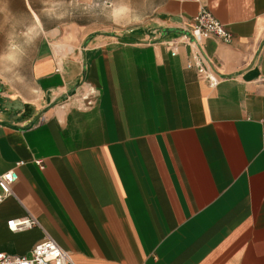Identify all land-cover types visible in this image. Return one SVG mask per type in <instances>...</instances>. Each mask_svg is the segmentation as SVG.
<instances>
[{"label":"crops","instance_id":"crops-1","mask_svg":"<svg viewBox=\"0 0 264 264\" xmlns=\"http://www.w3.org/2000/svg\"><path fill=\"white\" fill-rule=\"evenodd\" d=\"M131 4L139 23L0 0V51L39 32L26 86L0 84V175L19 176L0 253L29 257L49 235L74 264H264V0ZM201 9L233 35L201 44L216 86L188 69ZM30 216L39 226L9 229Z\"/></svg>","mask_w":264,"mask_h":264},{"label":"built area","instance_id":"built-area-1","mask_svg":"<svg viewBox=\"0 0 264 264\" xmlns=\"http://www.w3.org/2000/svg\"><path fill=\"white\" fill-rule=\"evenodd\" d=\"M193 41L190 45L196 52L197 62L189 63L188 69H195L200 80L212 86L220 83V80L212 74L209 62L202 54L201 44L204 40L215 38L224 45L233 43V35L222 25L209 11L201 9L193 20L191 29ZM23 163H18L21 167ZM18 174L13 171L0 175V203L5 199L14 196L13 186L18 181ZM39 226L36 219L28 217L20 220H13L8 223L10 230L14 232L27 231ZM0 264H74L70 254L49 235L45 240L37 244L29 257H16L0 253Z\"/></svg>","mask_w":264,"mask_h":264},{"label":"clouds","instance_id":"clouds-1","mask_svg":"<svg viewBox=\"0 0 264 264\" xmlns=\"http://www.w3.org/2000/svg\"><path fill=\"white\" fill-rule=\"evenodd\" d=\"M44 13L52 19H61L71 15L73 11H80L86 15H93L99 9L106 17L116 23L124 21L139 23L142 17L132 7L131 0H44ZM0 13H5L4 19L0 20V29L11 24L9 14L5 8H0ZM19 35L22 42L17 41ZM39 32L32 26L25 30L9 33L6 49L0 51V84L10 89H16L17 85L26 86L24 77L19 73V68L26 55V47L31 45ZM35 94L34 89H28Z\"/></svg>","mask_w":264,"mask_h":264},{"label":"water","instance_id":"water-1","mask_svg":"<svg viewBox=\"0 0 264 264\" xmlns=\"http://www.w3.org/2000/svg\"><path fill=\"white\" fill-rule=\"evenodd\" d=\"M2 110L15 114L17 112H22L24 110V105L19 101H10L9 99H6L5 104L2 106Z\"/></svg>","mask_w":264,"mask_h":264}]
</instances>
